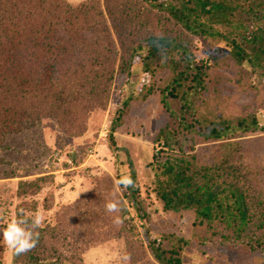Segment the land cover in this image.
I'll return each mask as SVG.
<instances>
[{"label": "trees", "instance_id": "1", "mask_svg": "<svg viewBox=\"0 0 264 264\" xmlns=\"http://www.w3.org/2000/svg\"><path fill=\"white\" fill-rule=\"evenodd\" d=\"M137 1L145 3L150 13H166L193 35L224 40L231 47L232 59L238 65H247L264 80V0ZM104 3L90 0L73 6L65 0H0V138L24 130L43 117H54L65 130L71 129L78 125L84 112L104 105L118 54L112 28L124 50L130 53V58L122 60L119 66L129 78L138 60L145 74H153L166 58L162 65H168L172 76L161 89L162 103L183 131L211 141L264 131V119L261 121L255 114L221 118L210 126L204 124L196 103L209 87L206 77L210 72L195 64L186 41L157 31V27L144 32L135 30L137 10L132 13L130 7L134 0ZM152 91L149 88L144 97ZM128 102L125 100L111 125L113 145L112 133ZM163 135L167 136L166 131ZM161 145L171 149V138H165ZM129 167L136 183L131 161ZM161 176L157 194L164 209L192 210L197 223L206 224L223 238L264 253V199L253 193L241 166L228 160L204 165L197 162L194 154H168L161 162ZM46 180L48 175L22 181L19 194L38 192L40 182ZM135 183L129 188L131 193H124L134 207ZM124 205L122 214L128 212ZM125 221L124 226L131 230L133 225ZM37 231L39 241L35 248L23 255L13 253L15 263L82 264V256L75 250L81 242L86 244L83 238L78 239L80 244L76 246L77 242H69L72 240L64 242L66 228L46 225ZM60 243L69 250L58 247ZM188 244L175 234L150 236V255L144 252L143 259L146 264H183ZM135 257L130 259L138 264L140 258Z\"/></svg>", "mask_w": 264, "mask_h": 264}, {"label": "rangeland", "instance_id": "2", "mask_svg": "<svg viewBox=\"0 0 264 264\" xmlns=\"http://www.w3.org/2000/svg\"><path fill=\"white\" fill-rule=\"evenodd\" d=\"M65 1L76 6L90 0ZM134 1L130 7L132 13L137 10L135 30L144 32L157 27V31L180 36L193 52L195 64L209 69L210 75L206 77L209 87L196 103L204 124L210 126L221 118L236 119L252 114L261 121L264 119V80L247 65H238L224 40L193 35L166 13H150L145 3ZM100 2L105 4L104 0ZM112 30L118 54L104 105L84 112L78 125L71 129L65 130L54 117H43L24 130L0 138V226L20 209L29 214L39 211L45 218L42 227L66 228L64 242L72 240L69 242H77L75 245L79 246L78 239L83 238L86 244L81 242L75 250L82 256V264H137L131 261L135 256L140 258L138 264H146L143 258L144 252L150 255L148 237L165 234H175L188 241L183 264H264L261 251L223 238L206 224L197 223L192 210L164 209L157 194L159 181L163 180L161 162L168 154L183 153L194 154L197 162L204 165L228 160L241 166L253 193L264 199V131L238 133L229 140L219 141L183 131L162 103L161 89L172 76L168 65H162L166 58L153 74H145L138 60L129 78L119 66L122 60L130 58V53L118 41L115 29ZM149 88H153L152 93L144 97ZM127 99L122 119L112 133L113 145L111 125ZM163 138H171V149L161 145ZM129 161L135 170L136 207L124 196L131 193L129 188L120 187L116 196L120 211L108 213L105 203L117 191L114 181L121 175H131ZM47 175L48 180L40 182L38 192L19 194L22 181ZM122 203L128 210L125 214L121 213ZM117 215L122 220L119 225L113 223ZM125 220L133 225L131 230L130 226H124ZM63 243L57 246L68 249ZM13 253L0 239V264H17ZM126 255L131 259L124 260Z\"/></svg>", "mask_w": 264, "mask_h": 264}, {"label": "clouds", "instance_id": "3", "mask_svg": "<svg viewBox=\"0 0 264 264\" xmlns=\"http://www.w3.org/2000/svg\"><path fill=\"white\" fill-rule=\"evenodd\" d=\"M72 0H69L71 3ZM117 191L111 193L112 199H108L105 203V210L108 213H116L120 211V201L116 199L118 189L122 186L127 189L134 186V180L128 175H121L114 181ZM91 190V189H87ZM86 190V191H87ZM44 216L41 212L27 213L24 209H20L17 215H14L6 224L0 226V239L12 249L16 255H23L35 248L39 241V231L44 223ZM113 223L119 225L122 223L121 218L117 215L113 219ZM130 256H125L124 260H129Z\"/></svg>", "mask_w": 264, "mask_h": 264}]
</instances>
